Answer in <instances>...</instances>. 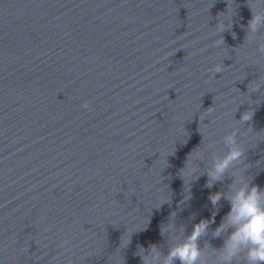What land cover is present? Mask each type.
I'll use <instances>...</instances> for the list:
<instances>
[{
	"label": "clouds",
	"instance_id": "clouds-1",
	"mask_svg": "<svg viewBox=\"0 0 264 264\" xmlns=\"http://www.w3.org/2000/svg\"><path fill=\"white\" fill-rule=\"evenodd\" d=\"M227 3L230 4L231 0H227ZM247 4L251 18L246 25L245 43L253 40L260 30L264 29V0H247ZM216 27L221 33L225 30L222 21ZM232 37L236 38L235 32H232ZM224 43V39H217L214 42L215 46ZM258 51L264 54V43L258 45ZM209 71L213 76L223 73L225 64L216 63ZM260 86L259 83H253L248 90L256 92ZM81 107L89 109L90 105L85 102ZM206 110L209 113L213 111L211 106ZM253 115V111H244L238 121L246 124L252 120ZM238 133L239 129L234 128L223 137L227 151L221 156H214L211 167L203 173L208 178L205 187L212 188L216 182H222L234 165L241 163L245 158V150L237 139ZM196 158H201V153L193 150L188 155L184 168L181 169L183 177L193 176L197 172V167L192 163ZM242 171L231 172V183L228 184L226 192L209 193L208 200L214 209L211 219H201L193 225L188 234H185L183 226L177 228L175 223H167L160 227L162 237L169 234L166 252L156 243H150L146 249L142 245H137L138 251L134 255L139 256L141 264H209V254L215 257L214 264H264V188L246 180L241 174ZM190 198L188 195L185 200ZM221 199L228 202L230 210L212 230L211 236L223 238V243L219 248L212 247L208 242L201 247L200 241L208 236L210 226L215 223ZM171 216H175V213ZM64 243L67 244L68 241L65 240ZM130 243L131 240L122 239L120 247L128 246Z\"/></svg>",
	"mask_w": 264,
	"mask_h": 264
}]
</instances>
